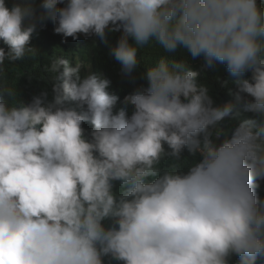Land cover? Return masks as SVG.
<instances>
[{"label": "clouds", "instance_id": "1", "mask_svg": "<svg viewBox=\"0 0 264 264\" xmlns=\"http://www.w3.org/2000/svg\"><path fill=\"white\" fill-rule=\"evenodd\" d=\"M48 20L65 41L122 33L111 55L132 82L138 52L158 51L124 97L130 115L108 80L62 57L46 65L52 99H21L5 61L36 59ZM0 41V264L264 262L260 0H0ZM178 50L224 65L254 114L222 141L218 123L241 113L215 105Z\"/></svg>", "mask_w": 264, "mask_h": 264}, {"label": "trees", "instance_id": "2", "mask_svg": "<svg viewBox=\"0 0 264 264\" xmlns=\"http://www.w3.org/2000/svg\"><path fill=\"white\" fill-rule=\"evenodd\" d=\"M15 0H6L7 5L11 8ZM37 7L42 0H35ZM264 4V0H260ZM122 33H109L107 40H101L95 36H84L80 34L79 39L68 37L67 40L54 32V24L51 20L45 22V26L38 27L37 31L31 38V46L37 50V58L33 59L25 56L22 59L10 63L5 61V66L10 69L9 76L16 79V85L20 92L21 99L25 102H31L33 96L40 95L43 91L47 90L49 95L48 99H52V77L46 71V65L49 64V57H62L69 59L72 65L75 66L77 61L82 65L81 77L84 78L89 74H95L101 79L109 81L107 91L110 94L119 97L114 111H119L121 108H126L128 114H131V106H126L123 101L124 97L131 93L136 87L141 84L146 85V81L140 79V73L145 70L147 59H154L158 55L155 48L141 50L138 52L140 58V65L136 73L135 82L125 79L121 76L120 65L111 55V50L116 46L117 41ZM0 48L7 46L0 41ZM177 59L187 58L193 70L198 72L197 79L201 83H205L210 88V94L213 97L215 105L223 106L226 103H234V94L237 89L231 83H224L229 80V76L224 65H218L214 69L204 68L202 58L192 60L190 55L183 50H178L173 54ZM250 76V73L246 74ZM236 110L240 111V116L237 118L228 117L220 121L217 127L221 130V141L231 135L230 129L237 125L244 119L252 118L254 114L244 112L239 104H236ZM85 129H90L91 125L85 123ZM185 157L189 156L185 150ZM259 194L264 197V181L259 182ZM106 264H117L115 261L106 260ZM231 264H239L238 258L233 257ZM264 264V262L262 263Z\"/></svg>", "mask_w": 264, "mask_h": 264}]
</instances>
